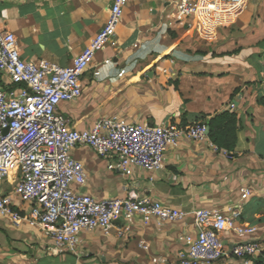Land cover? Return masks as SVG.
Listing matches in <instances>:
<instances>
[{
    "label": "crops",
    "instance_id": "1",
    "mask_svg": "<svg viewBox=\"0 0 264 264\" xmlns=\"http://www.w3.org/2000/svg\"><path fill=\"white\" fill-rule=\"evenodd\" d=\"M112 1L0 0V28L14 36L22 60L64 68L103 28ZM174 2L129 0L114 37L81 77V98L61 110L77 130L98 117L189 126L229 110L237 116L233 151L215 150L208 137L182 138L167 150L160 171L135 169L122 177L114 158L73 149L86 176L81 193L95 200L149 196L188 215L160 225L120 219L108 234L79 233L77 255L52 254L51 242L29 219V205L14 198L10 209L18 219L0 216V264H180L183 239L195 234L190 213L200 209L235 212L237 223L258 228L249 240L264 250V0H248L213 42L174 23ZM12 183L8 178L4 188ZM220 239L224 257L212 264H239L231 254L238 240L230 232Z\"/></svg>",
    "mask_w": 264,
    "mask_h": 264
},
{
    "label": "built area",
    "instance_id": "2",
    "mask_svg": "<svg viewBox=\"0 0 264 264\" xmlns=\"http://www.w3.org/2000/svg\"><path fill=\"white\" fill-rule=\"evenodd\" d=\"M128 1H112L103 28L64 68L22 60L14 36L0 28V216L18 219L10 209L14 198L28 204L29 219L51 242L48 251L52 254L77 255L79 233L99 230L108 234L120 219L137 216L144 225L152 221L160 225L179 222L188 215L149 196L95 200L79 191L86 176L82 163L70 155L73 149L89 148L99 158H114L118 174L130 177L135 169L149 174L160 171L165 153L177 148L182 138L196 142L207 139L208 128L201 120L189 126H149L98 117L82 130L69 126L70 118L61 105L81 98V77L95 54L114 37ZM247 2L175 0L173 21L194 31L201 40L213 42L219 29L236 23ZM209 145L218 150L211 142ZM8 178L13 183L5 189ZM243 191L244 200L248 194ZM234 213L213 209L191 212L195 234L183 239L180 264L222 260L220 235L224 232L238 240L231 249L234 260L251 264L261 252L260 244L249 240L258 228L237 223Z\"/></svg>",
    "mask_w": 264,
    "mask_h": 264
},
{
    "label": "trees",
    "instance_id": "3",
    "mask_svg": "<svg viewBox=\"0 0 264 264\" xmlns=\"http://www.w3.org/2000/svg\"><path fill=\"white\" fill-rule=\"evenodd\" d=\"M203 122L207 125V137L211 144H213L218 150H223L227 154H230L236 144V114L229 110L223 111ZM254 264H264V250H262L259 256L254 260Z\"/></svg>",
    "mask_w": 264,
    "mask_h": 264
},
{
    "label": "rangeland",
    "instance_id": "4",
    "mask_svg": "<svg viewBox=\"0 0 264 264\" xmlns=\"http://www.w3.org/2000/svg\"><path fill=\"white\" fill-rule=\"evenodd\" d=\"M99 98H102V95H100V97ZM102 106V105H101Z\"/></svg>",
    "mask_w": 264,
    "mask_h": 264
}]
</instances>
